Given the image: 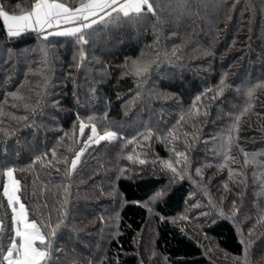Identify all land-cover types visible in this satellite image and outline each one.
Returning a JSON list of instances; mask_svg holds the SVG:
<instances>
[{"label": "trees", "instance_id": "1", "mask_svg": "<svg viewBox=\"0 0 264 264\" xmlns=\"http://www.w3.org/2000/svg\"><path fill=\"white\" fill-rule=\"evenodd\" d=\"M7 3L10 6L24 4L25 9L12 10L6 6ZM32 3L34 0H4L7 10L13 13L29 10ZM208 3L209 7L201 9L199 14L186 15L179 20L168 19L155 28L156 21L152 18L138 26L128 25L105 33L86 47V61L82 66H79L77 47L70 46L63 38L51 35L45 42L43 36L38 37L32 32L20 39L8 40L0 20V128H15L11 136L0 133V142H6L7 146L6 153L0 151V160L6 158L23 166L31 164L37 155L45 152L48 155L44 159H51L53 148L58 158L63 154L71 159L83 141L78 132L77 115L86 123L88 116L100 118L97 121L100 127L105 123L107 114V121L112 122L110 130L117 131L116 124H123L118 133L130 140L136 134L130 126L134 112H142L145 121L150 110L161 107L156 101L165 100L163 94H177L180 104L191 108L195 97L205 93L196 103L194 112L198 116L194 115V119L203 117L200 109L206 102L211 117L222 121L226 117L234 120L247 101V97L237 93L236 89L246 90L249 84L264 81V0H223L219 7H213L215 0H208ZM156 32L160 33L159 47L153 43ZM241 39L242 43L238 42ZM149 45L153 47H147ZM205 50H210L211 55H204ZM157 53L161 56L158 62ZM142 55L154 62L144 82L125 67L126 58L130 63L131 59ZM202 74L204 77H201ZM225 74L229 87L224 88L221 95L217 88ZM45 79L47 86L43 90L47 96L43 110L36 115L25 111L26 101L8 95L10 90L14 91L23 83V95L27 97L29 89H32L31 100L34 102L36 89L38 86L43 88ZM94 88L95 95L92 92ZM137 89L140 96L136 95ZM209 89L211 91H207ZM260 91L257 90L255 97L262 94ZM215 100L220 112L210 108L211 101ZM53 101H57L58 106H54ZM14 104L17 106L13 107ZM132 109L133 113H130ZM24 115L29 116L27 122L21 120L17 123L14 119ZM240 119L255 125L252 130L255 127L264 130V109L258 105ZM189 124L184 122V125ZM74 125L76 132L75 139H72ZM65 132L69 136L61 140ZM183 132L182 128H177L180 140L174 146L179 151H185L181 146ZM159 145L160 142L154 139L147 142L140 140L125 147L121 139L111 144L103 142L84 154L82 165H78L80 170L73 173L71 222L56 241L64 252L58 259L54 258L56 264H71L73 259L78 264H89V261L92 264H140L135 254L136 241L150 218L145 201L151 190L167 186L170 179V172L160 164L158 172L149 171L152 156L164 160L170 157L168 147L173 145L166 147L167 150ZM256 151L257 160L264 162V155H261L264 144L259 145ZM129 153L134 158H146L148 162L133 164L126 158ZM141 153H147V156ZM117 165L128 170L119 180H115ZM175 166L182 167L180 164ZM49 171L51 175H46L45 167L34 164L23 173L19 170L15 173L21 179L23 187L20 195L30 209V217L32 210L39 209L42 203L56 204L62 198V190L59 198L55 196V185L61 182L63 171L59 174L55 169ZM220 180L223 181V178ZM113 181L119 190L118 196L109 194ZM4 182L5 177L0 174V217H5V222L10 223L11 210L2 192ZM101 187L104 194L99 192ZM189 192V184L179 182L169 191L168 202L156 206L158 215L165 219L158 217L153 245L169 264H213L206 258L201 245L169 220L182 213ZM256 200L258 202L259 197ZM249 201L257 203L253 196ZM253 225L255 235L260 233L264 237L255 218ZM207 231L223 252L232 256L242 254L238 233L229 221H220ZM260 240L256 244L258 247L262 243ZM258 252L260 256L264 255L261 250Z\"/></svg>", "mask_w": 264, "mask_h": 264}, {"label": "snow or ice", "instance_id": "2", "mask_svg": "<svg viewBox=\"0 0 264 264\" xmlns=\"http://www.w3.org/2000/svg\"><path fill=\"white\" fill-rule=\"evenodd\" d=\"M223 4V0H215L213 7H219ZM209 7L208 0H34V3L30 6L29 10L22 12L21 14H15L7 10L4 0H0V20L3 22V28L8 40L20 39L26 34L35 32L37 36H43L45 42L48 41V37L55 35L56 37L63 38L70 46L75 45L80 53V65L86 61L85 49L87 46L93 44L101 35L105 33H111L114 30H119L128 25H140L141 22L154 18L156 25L165 23L168 19H176L186 15L199 14L201 9H207ZM55 31H52L54 30ZM175 35V33H173ZM160 33H155L154 45L159 47ZM59 43V41H57ZM149 48L153 45L147 46ZM175 54V51L172 53ZM204 55H211L210 50H205ZM165 56L169 55L164 53ZM75 59V57H74ZM161 59L160 53H157V62ZM126 58L125 67L130 69L135 76L141 78V82L147 80L148 75L152 71L153 61L150 59L140 58L131 59L130 63H127ZM27 79V73L25 74ZM47 80L43 81V88L36 89V99L34 102L31 100L32 89H29V94L26 97L23 95L24 85L20 84L14 91H9L8 95L14 99L26 101L24 108L26 112L36 115L37 112L42 111L44 107V98L47 96L46 89ZM229 87L226 81V74L219 81L217 91L219 94H223L224 88ZM264 89V81L255 84H249L245 89L237 88V93L246 96V106L235 116L232 126L228 129L226 141L221 145L220 155L223 159L222 163L217 164L219 168H228V175L231 178L234 172L237 171L230 161L235 160L236 157L231 153V146L236 140L233 133L238 132L240 116L252 110L253 101L255 100V93L257 90ZM211 91V89L207 90ZM95 95L96 89L92 90ZM140 91L137 89L136 95L140 96ZM162 95V94H157ZM165 98H172L169 94H163ZM205 93L195 97L192 108L188 109L185 113L188 117H192L197 113L192 109L196 107V103L201 100V96ZM176 104L181 103L179 96H175ZM79 103V101H77ZM54 106H58L57 101H53ZM17 105H13L16 107ZM264 109V105L261 106ZM260 113H257L259 115ZM185 115H181L180 120H177L175 125L171 127L168 124L161 122V125L153 129L152 127L145 128L144 131H138L129 140L127 137H121L118 131L110 130L111 121H107V114H105V123L98 127L97 121L100 119L95 116H88L87 123L84 118L77 115L78 132L81 137H86L82 141V146L78 151L74 152V155L69 159L67 156L61 154L58 158L55 148L51 150V159L45 160L44 157L48 155L47 152L37 155L31 164L19 166L6 158L0 160V174L6 177V181L3 184L2 192L3 197L6 198L7 207L11 210L10 223L5 222V217H0V264H56V260L59 256L64 255L63 247L58 245L56 241L60 238L62 231L68 228L71 222V188L73 173H78V165H82L81 158L84 154L92 148L93 145H101V142H108L111 144L113 141L123 139L125 147L128 144H137L140 140L145 142L156 140L166 147L170 152V157L167 160L161 159L158 156L152 160V164L159 163L162 168L171 173L169 185L177 184L183 181L185 178L192 179L191 167H195V173L203 180L202 168L209 165L190 166V157L185 151H179L174 145L180 140V134L177 133V126L180 125L185 118ZM19 123L21 120L27 122L29 120L28 115L14 117ZM86 129H89L86 132ZM15 131L14 127L0 128V133L4 136H11ZM76 125L73 128L72 139H75ZM185 137L188 133L183 134ZM193 135H195L193 133ZM69 133L65 132L61 140L64 137H68ZM188 141L185 140V144ZM149 150H151V147ZM239 151L243 152L244 164L249 163V153L240 148L237 144ZM0 151L7 152L6 142H0ZM123 152V149H121ZM140 155L147 156V153H141ZM264 155V153H261ZM174 157V158H173ZM127 160L133 164L139 163L140 165L146 164L148 161L146 158L141 159L139 156L134 158L133 154L127 155ZM255 161V156H253ZM39 164L45 167L46 175H51L49 169H55L59 174L63 171V177L61 182L55 185L57 189L55 196L59 198L56 204L42 203L39 209H33V215L30 217L29 207H26V202H22L21 193L22 184L21 179L16 178L15 173L19 170L23 173L26 169H30L32 165ZM176 164L182 165V167H176ZM239 174L242 179L239 183L247 187V174L244 172L243 167H240ZM127 169L119 165L116 166L115 180H119L121 177L127 174ZM253 180L256 179L255 173H253ZM201 181H193L197 188H201ZM64 181H67L65 183ZM111 195H120L118 188L115 186V181L112 182ZM225 190L228 189V185L225 184ZM259 191L256 193L258 197L264 198V173L261 174L260 182L258 184ZM203 192H207V188L202 189ZM100 194H104V189H99ZM189 197L195 196L196 191L189 192ZM168 190L167 188H161L159 190H151L148 194V198L145 201V207L149 212H153L154 208L161 202L167 203ZM237 196L241 198V205L243 204L245 194L243 192H237ZM223 200V197L221 198ZM139 204L140 201H137ZM188 209L185 210V214L181 216V219L188 220L190 217L186 214L190 208H202L203 206L199 201L192 202L187 201ZM207 207L210 212H200V215L205 217H211L216 215L218 217H224L225 211L220 204H215L209 200ZM53 208L55 209V215L53 217ZM257 208L260 209L257 213L256 224H264V208H261L260 204H257ZM47 212V214H46ZM242 212V207L237 204L236 200H232V215L228 218L237 220L239 214ZM164 220L165 217L161 216ZM103 220V217H101ZM238 235L240 237L239 244L242 246L241 255L228 256L231 264H253V259L257 253L255 252L252 237L255 235V225L248 229L247 237L244 235V230L237 225ZM183 231V229H181ZM7 241V243H6ZM155 252H151V256H154ZM71 264H78L73 259ZM89 264H92L89 261ZM141 264H144L141 261ZM260 264H264V256L260 260Z\"/></svg>", "mask_w": 264, "mask_h": 264}, {"label": "rangeland", "instance_id": "3", "mask_svg": "<svg viewBox=\"0 0 264 264\" xmlns=\"http://www.w3.org/2000/svg\"><path fill=\"white\" fill-rule=\"evenodd\" d=\"M6 6L12 10L17 11H22L25 9L24 4L10 6L7 3ZM21 13L22 12L15 14ZM238 42L242 43V39ZM8 52L9 54L11 53L10 51ZM28 52L24 54H28ZM201 77H204L203 74L201 75ZM260 92H262V94H258L255 97L253 106L256 107V105H258L259 108L262 109L261 106L264 105V89H261ZM176 95L177 94L171 95L172 98H166L162 101H156L157 105H160L161 107L150 110L148 113L149 117L145 121L142 118V112H134V119L130 123L133 131H144L147 127H152L153 129H155L161 125V122L169 124L170 127L172 125H175L177 120H180L181 115H185L186 111L190 109L189 107L184 106L186 104L177 105L175 101ZM205 103H202V108L200 109V113L204 114L202 118L198 117L196 120L193 118V116L188 117L187 115H185L184 121L177 126L178 129L182 128L184 130V132L181 134L182 138H184L181 141V146L184 147L186 154L190 157V166L209 165L202 168L203 180L195 173V167H191L192 179L185 178L183 181H181L189 184L190 192H192L193 190L196 191V195L192 197L188 196L187 201H199L203 207L200 209L194 207L190 208L186 213L190 217V219L183 220L181 219V216L184 215L185 210L188 209V203L186 201L182 213L178 216L169 218V220L176 228H178L180 231L181 229H183L182 232L195 239L199 243V245H201L206 258H208L211 263L231 264L230 258H226V253L219 248L216 239L212 237L207 230L215 226L218 222L227 220L235 227L237 233V225L239 224V226L244 230L245 237H247L248 229L252 227L253 219L255 218V221L257 220V213L260 210L257 208V204L259 203L261 208H264V198L259 197L258 202L256 200V198L258 197L256 193L259 191V188L256 185L259 184L261 174L264 173V162H259L257 160L258 155L256 148L259 145L264 144V130H260L258 127H255L256 129L252 130L255 125H250L247 120L244 119L242 121V119H240L243 123L241 125V121H239L240 126L238 132L233 133V135L236 137V140L231 146V153L236 157V159L230 161L231 165L236 168L237 171L234 172L233 176L230 178L228 175V168H219L217 167V164L223 162V159L220 155L221 145L226 141L228 129L232 126L233 119H231L230 117H226V120L222 121L211 117L209 113V106ZM210 108L212 110L216 109L220 112V108L218 107V102H216V100L211 101ZM192 111L194 112V109H192ZM130 113H133V109ZM184 122L187 124L190 122L189 126L184 125ZM123 127V124H116V130L119 133L121 132ZM86 131H89V129H86ZM184 133H188V136L185 137L183 135ZM193 133L195 135H193ZM80 138L85 139L86 137L80 136ZM185 140L188 141L187 144H185ZM102 143L103 142H101V144ZM196 144H198V146ZM237 144L240 148H243L244 151L249 153L248 164H244L243 152L238 150ZM97 146L99 145H93L92 147ZM159 146L167 150L164 144L160 143ZM253 156H255V161H253L252 159ZM153 159H155V157L152 156L151 160ZM148 167L149 171L151 172H158V170H161L159 163L155 165L150 164L148 165ZM240 167H243L244 172L247 174V187L239 183V180L242 179L238 170ZM253 173H255L256 176L255 180H253L252 178ZM170 177L171 173H169V178ZM221 178H223V181L220 180ZM201 180V188H197L193 181ZM225 184L228 185L229 190H225ZM175 185L176 184H168L167 186H165L168 190V193ZM203 188H207V192H203ZM237 192H243L245 194L242 205L241 198L237 196ZM252 196L257 203L253 204L249 201L252 199ZM222 197L223 200H221ZM209 200H211L215 204H220V206L223 207L225 211L224 217H218L213 214L209 218L200 215L201 211H211L207 207ZM232 200H236L237 204L242 207V212L239 214V218L237 220L228 218L232 215ZM149 214L150 218L148 224L146 225L144 232L137 238V250L135 251V254L138 257L140 264L141 261H143L144 264H169L167 260L163 256H161L154 248L152 240L155 235L158 217L161 216L158 215L156 207L154 208L153 212H149ZM258 230H262L264 233V224H258ZM251 239L254 245L255 252L257 253V255H255L253 259V264H260V260L264 255L260 256L258 251L261 250L262 253H264V237H262V235L259 233L258 235H254ZM150 240L152 241L151 243ZM258 240H260V242L262 241L260 247L256 245ZM152 251L155 252L154 256H151ZM228 256L230 257L232 255L228 254Z\"/></svg>", "mask_w": 264, "mask_h": 264}, {"label": "crops", "instance_id": "4", "mask_svg": "<svg viewBox=\"0 0 264 264\" xmlns=\"http://www.w3.org/2000/svg\"><path fill=\"white\" fill-rule=\"evenodd\" d=\"M52 31H55V29H54V30H52Z\"/></svg>", "mask_w": 264, "mask_h": 264}]
</instances>
